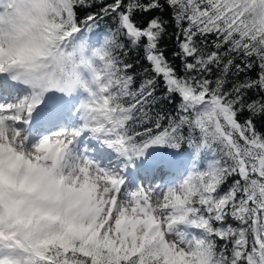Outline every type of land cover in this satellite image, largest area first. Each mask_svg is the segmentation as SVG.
I'll list each match as a JSON object with an SVG mask.
<instances>
[{"label": "snow or ice", "instance_id": "snow-or-ice-1", "mask_svg": "<svg viewBox=\"0 0 264 264\" xmlns=\"http://www.w3.org/2000/svg\"><path fill=\"white\" fill-rule=\"evenodd\" d=\"M0 264H264V0H0Z\"/></svg>", "mask_w": 264, "mask_h": 264}, {"label": "trees", "instance_id": "trees-1", "mask_svg": "<svg viewBox=\"0 0 264 264\" xmlns=\"http://www.w3.org/2000/svg\"><path fill=\"white\" fill-rule=\"evenodd\" d=\"M133 58L134 59H138V54L137 53H133ZM142 67V64L141 65H138V69Z\"/></svg>", "mask_w": 264, "mask_h": 264}]
</instances>
